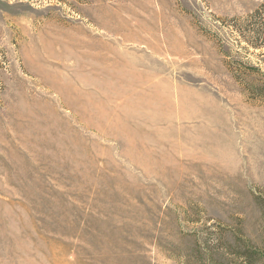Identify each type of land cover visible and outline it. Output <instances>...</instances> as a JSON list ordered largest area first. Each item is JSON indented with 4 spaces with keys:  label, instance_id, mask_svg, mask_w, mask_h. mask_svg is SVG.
Returning a JSON list of instances; mask_svg holds the SVG:
<instances>
[{
    "label": "rangeland",
    "instance_id": "1",
    "mask_svg": "<svg viewBox=\"0 0 264 264\" xmlns=\"http://www.w3.org/2000/svg\"><path fill=\"white\" fill-rule=\"evenodd\" d=\"M263 2L0 0V264L259 244L264 49L237 28Z\"/></svg>",
    "mask_w": 264,
    "mask_h": 264
},
{
    "label": "trees",
    "instance_id": "2",
    "mask_svg": "<svg viewBox=\"0 0 264 264\" xmlns=\"http://www.w3.org/2000/svg\"><path fill=\"white\" fill-rule=\"evenodd\" d=\"M238 27V26H236ZM246 45L252 49H264V2L237 28ZM264 100V85L255 89ZM264 218V209L262 211ZM233 244L226 243L224 255L210 254L206 264H264V235L259 244L238 237L235 231Z\"/></svg>",
    "mask_w": 264,
    "mask_h": 264
}]
</instances>
